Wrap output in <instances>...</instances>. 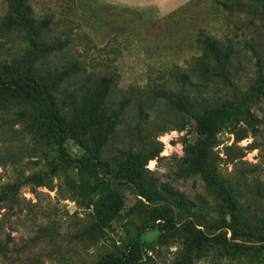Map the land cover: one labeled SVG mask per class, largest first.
<instances>
[{
    "label": "rangeland",
    "instance_id": "rangeland-1",
    "mask_svg": "<svg viewBox=\"0 0 264 264\" xmlns=\"http://www.w3.org/2000/svg\"><path fill=\"white\" fill-rule=\"evenodd\" d=\"M221 1L236 0H29L36 17H53L45 41L61 45L41 56L22 33L6 26L7 0H0V77L21 80L29 65L36 78L46 67L51 79L76 69L56 82L53 91L63 120L72 112L71 94L87 97L99 81L112 77L105 100L108 119L84 131L72 123L65 127L68 155L90 153L98 139V159L108 167L105 174H111L126 167L128 154L141 153L139 170L147 192L156 191L176 210L178 200L186 201L191 213L203 215L214 227L233 219L252 236L264 227V96L248 105L261 119L257 135L237 143L254 141L258 147L232 163L216 160L219 179L233 201L230 212L214 188L187 168L184 146L196 139L194 119L160 95L163 89L177 94L182 74L187 77L185 91L197 99L202 91L215 100L229 97L234 89L243 93L259 74L264 77V27ZM202 35L232 46L229 80L198 75ZM16 109H0V193L7 194L0 202V264L93 263L105 254L121 253L142 224L146 229L138 238L137 264L178 259L183 233L150 227L147 212L160 200H146L133 185L119 186L122 210L100 231L90 232L93 205L78 187V168L59 158L45 121L30 126ZM232 131L227 125L220 128L214 154L224 157V145L234 142ZM147 153L156 156L145 161ZM34 173L48 174L43 186L27 182ZM107 182L108 188L116 187ZM243 243L236 248L208 243L194 251L191 264H263L264 246Z\"/></svg>",
    "mask_w": 264,
    "mask_h": 264
},
{
    "label": "trees",
    "instance_id": "trees-1",
    "mask_svg": "<svg viewBox=\"0 0 264 264\" xmlns=\"http://www.w3.org/2000/svg\"><path fill=\"white\" fill-rule=\"evenodd\" d=\"M218 3L227 9L235 6V10L247 12L252 15V22L257 19L264 27V0H236L229 4L222 1ZM52 19V15L36 17L29 0H7L6 26L11 31L22 33L29 45L35 50H41V56L42 52L47 54L53 49L61 48L58 41H54L55 44L45 41V33L49 30ZM199 41L201 54L197 62L198 75L202 79L229 80L234 57L232 46L210 35H202ZM46 61L44 59L43 64H47ZM30 68L31 65L26 68L25 75L21 80L14 77H0V109H8L12 105L19 107L14 112L19 119L26 120L30 126H34L37 121H45L57 145L59 158L75 164L78 173H80L78 187L83 191V196L92 202L93 222L89 228L90 232L100 231L122 210L124 201L119 186L133 185L137 195L148 201L160 200L147 212L148 221L151 222L150 227L170 234H174L176 231L183 233L182 252L173 264H191L194 251L208 243H227L232 244L234 248L246 245L243 242L264 246V227L261 231L252 233V236H249V231L241 229L233 219L232 223L214 227L203 215L191 213L186 201L178 200L176 210L171 204L161 201L162 199L156 191L147 192L142 184L139 170L141 153L128 154L126 167H121L117 172L111 174H105L108 167L98 159L100 148L98 139L95 140L98 143L90 153L80 157L68 155L63 147L66 135L65 127L72 123V127L80 126L79 130L84 131L97 121L104 122L108 119L105 100L108 83L111 82L112 77L99 81L97 89L95 87L94 90L86 93L87 97L79 99L77 94H71L72 112L68 114L70 118L67 116L66 120H63L55 105L53 91L56 88V82L75 73L76 69L59 72L56 79H51L52 73L49 68L46 67V72L38 78L30 75ZM258 72L260 71L258 70ZM12 75L18 77L16 74L12 73ZM183 76L185 77L183 78ZM180 77L181 85L177 94L163 89L160 95L173 104L179 112L183 111L189 114L195 121L196 139L184 146V151L188 156L187 168L189 171L199 173L204 181L214 188L218 197L232 212L233 201L224 183L219 179L216 160L223 159L226 163H232L258 147L254 141L245 145L237 143L248 137L256 136L259 131L261 119L250 111L248 105L255 98L264 96V77L259 74L243 93H238L234 89L229 97L219 100L210 99L202 91L197 94V99L195 94L184 90L187 82L186 75L182 74ZM196 102L199 103L198 106ZM86 106L87 112H85ZM223 125L233 129L234 142L224 145L222 151L224 157H220L219 154L213 153V148L218 144L216 134ZM155 156L156 153H147L145 161L153 159ZM53 170L52 167L51 171L53 172ZM46 175L48 174L34 173L26 180L35 186H43ZM108 180L113 181L116 187L108 188ZM102 186L105 191L100 190ZM11 189L16 191L13 185ZM99 194L101 196L94 200V196ZM6 197L5 192L0 193V202ZM221 228L225 230L221 231ZM145 229L146 225L142 224L138 231L129 238L121 253L105 254L96 262L89 264H137L138 238L140 232ZM227 231L230 234L228 238Z\"/></svg>",
    "mask_w": 264,
    "mask_h": 264
}]
</instances>
